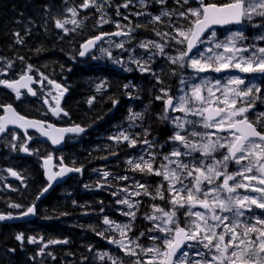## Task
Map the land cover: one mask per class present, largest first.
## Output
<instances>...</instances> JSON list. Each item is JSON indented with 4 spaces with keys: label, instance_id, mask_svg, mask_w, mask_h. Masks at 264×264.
Masks as SVG:
<instances>
[{
    "label": "snow or ice",
    "instance_id": "obj_1",
    "mask_svg": "<svg viewBox=\"0 0 264 264\" xmlns=\"http://www.w3.org/2000/svg\"><path fill=\"white\" fill-rule=\"evenodd\" d=\"M108 0H102L101 3L97 4L96 0H84L81 5L83 8H87L91 5L95 6L98 11L102 9ZM130 0H126L123 5L117 7V15H119V7H128ZM144 0H141L143 3ZM157 3L165 4L166 0H156ZM179 3V0H177ZM189 0H183L184 4H188ZM73 17L76 16L77 10L75 8L69 9ZM162 15L171 17L174 13L163 12ZM178 15L186 20L189 17L194 19L189 20L188 28H176V36H171L170 33H157L164 39V44L149 41L142 43L140 46L148 48L149 45L154 47L159 54L164 55V48L167 44V39L170 37L175 41L176 44H185L186 48L179 53L177 57H169V60L173 64H179L180 67H185V58H187V66L193 68L197 73L213 71L221 72L229 68L238 69L240 72H259L264 75V47H255L238 45V41L246 39L241 32H233L226 37L224 41H219L216 38L215 32H210L206 38L207 43L210 45L207 49L208 52L212 53L211 56L201 54L199 58L189 56L193 48L196 47L197 43L205 42L201 38L205 32L208 31L213 25H227V24H241L244 21L251 22L254 17L261 18L264 21V0H231V2L224 5L216 4H204L203 0H200L199 8H188L186 11L179 12ZM127 19V17H124ZM103 23L108 21L103 20ZM155 22L161 21V16L157 15L152 17ZM73 24L76 27L80 26V23L76 19L71 20H60L55 21V27L62 29L65 34L69 31H75V28L68 29L65 27L67 24ZM118 28L119 24L116 25ZM253 27L261 28V33L256 37L257 40H264V23L253 24ZM140 27V25H137ZM129 32H115L110 35L115 36H127ZM19 37V33L16 34ZM109 35V34H102ZM177 37H180L179 39ZM102 36H97L93 39L88 40L82 45L84 50L79 52L80 56H84L88 51L89 46L95 44L97 40H100ZM17 43H23V38H18ZM120 48H124V44L120 43L117 45ZM250 48L254 49L251 51L249 56H244L243 53L249 52ZM215 49H223V53L215 52ZM230 54V55H225ZM109 55H111L109 53ZM117 63L119 61H116ZM139 64L142 72L148 71L144 64ZM11 65H9L10 67ZM31 66H28V71H31ZM47 79V77H43ZM28 82L33 81L32 76L22 75L21 80L13 83L7 81H0V84H5L7 87L12 88L16 91L19 96V88L27 87ZM49 84H54L52 80H48ZM181 83H185L181 81ZM245 84V80L239 76H229L227 82L221 85V82L217 80L213 84L209 80H204L202 83L194 84L191 86V95H182L179 97L178 102L174 103L172 97H168L165 101L166 108H171L176 112H183L185 116H198L201 118L200 121L183 120L180 118H173V122L176 127L181 131L185 130V124H202L204 129L215 128L220 132H227L231 138L218 137L213 140L211 134L204 132L200 133L195 130L182 135L181 132H176L172 139L179 142L180 145L186 151L180 149H174L170 154L164 156V160L167 163H162L158 168H154L155 153L150 154L149 159H144L143 156L139 160H129L128 164L132 170H139L141 173L145 171L148 174L155 176H162L164 181H167V188L165 189L169 193L168 202L173 205L171 210H165L158 205H152L154 213H160V215H146L145 219L159 223H153L152 230H158L163 233V237H149L152 240L162 239L163 249L157 246L142 248L139 244L136 247L141 248V252L144 255L148 253H154V255L147 261H142L137 258L133 264H173L172 257L176 256L177 250L181 248L187 241H195L196 244L202 245L204 249H207V253L198 251L196 254L200 257L199 260H194L191 264H264V218L259 216H253L250 219L255 220V223H247L241 220L240 217L244 216V210H251V205L264 209V196L254 197L249 195H240L236 190L239 188H251L253 192L264 193V187L258 185H264V133L257 131L256 127L253 126L252 122L249 121L245 115L249 108L255 103L254 92L260 90L255 86L251 85L247 88H241V85ZM57 89H60L59 84H55ZM127 87V85H125ZM103 88V84L97 85V92H100ZM206 89L208 96L205 97L202 91ZM222 89V97L216 96V91ZM29 92H32L31 88H28ZM161 91H164L163 89ZM35 95L34 92H32ZM62 95V93H61ZM165 95L167 93L165 92ZM246 99L244 102L247 106L237 107V100ZM156 99H162V97H156ZM47 103V100L45 101ZM92 101L89 100V104ZM222 105V106H221ZM5 111L11 113L8 118L0 119V133L6 131L8 124H15L21 128H34L42 136L47 137L52 141L53 144H58L62 138L60 135L50 134V131H46L44 123L36 120H26L25 117L18 115L11 108V106H5ZM53 114L57 115L62 109L59 107L57 102L56 107L52 109ZM64 115H67L65 112ZM141 114L136 113L134 117L140 118ZM162 119L167 120L168 116L164 115ZM47 128L53 133H82L85 131L84 128L76 125L71 128L54 129L52 125H48ZM147 134V133H146ZM14 136V134H13ZM189 137H199V142L191 140ZM15 138V136H14ZM110 139H116L120 141H128L130 147H134L137 144L135 139H130L128 135L123 132L116 137H110ZM144 144L152 148L151 142L147 139L143 141ZM15 147V146H13ZM219 149H226V154L222 155L220 159H216L213 153ZM23 151H29L28 148L23 147ZM193 152H199L204 157H212L211 162L205 164L201 161L199 164H189L180 160L181 157H190ZM176 159H172V158ZM49 156L45 160V165L51 160ZM247 160V164H241L242 161ZM230 161H234L240 168L234 173H228L227 167ZM175 165L171 167L170 165ZM79 172V168H65L62 167L59 173H49L48 180L53 181L58 176H62L66 172ZM258 173V175H246L247 173ZM11 175L19 176L16 172H11ZM109 173L105 172L104 176L107 177ZM239 176L242 180H236ZM223 177L222 182L215 184V181H219ZM191 178L188 184L184 183L185 179ZM119 179L127 180L128 177H119ZM243 180L257 181V185L245 184ZM233 181V183H230ZM207 184L209 187H204ZM177 185H179L177 187ZM48 187H51L49 183ZM134 188L144 189V192L139 191L129 192L128 188H123L128 195L117 201L119 204L127 205L129 211L122 212V215L135 218L136 212L133 211L135 204L130 201L128 196H139L141 194L148 195L152 199L159 198L165 199L164 185H160L156 188L155 194L148 191V186L143 183L137 182ZM48 188H45L46 192ZM118 193H113L117 195ZM247 202V203H246ZM12 207H20V205H11ZM204 209V212L193 211L194 208ZM179 209H185L184 216L192 217L194 219L188 220L185 226H181L177 219V212ZM219 210V211H217ZM232 213L231 223L227 224L225 221L229 220L226 215L220 213ZM35 213V207H29L22 214L28 216L29 214ZM11 215L5 216L0 214V220L11 219ZM103 223L105 225H112L114 222L110 221L107 217H104ZM223 225V231L217 232V229ZM130 225L125 224L123 226L115 225V230H118L121 236H126L125 229L130 230ZM243 227L242 233L237 232L236 229ZM228 234L229 238L226 241L225 235ZM255 234L253 238L252 235ZM100 235H103L100 233ZM144 235L141 233V236ZM17 240L23 241V236L18 235ZM215 241V242H214ZM29 243H35V238H29ZM109 242L118 243L122 250L126 251L127 255L136 256L135 249L129 247L134 241L129 240L128 244H125L123 240ZM49 243L59 244L68 243L67 240H53ZM47 247V245H45ZM231 249V250H230ZM182 257L179 264H185L187 253H182ZM210 257V258H208ZM103 258V257H101ZM113 264H117L114 260Z\"/></svg>",
    "mask_w": 264,
    "mask_h": 264
},
{
    "label": "trees",
    "instance_id": "obj_2",
    "mask_svg": "<svg viewBox=\"0 0 264 264\" xmlns=\"http://www.w3.org/2000/svg\"><path fill=\"white\" fill-rule=\"evenodd\" d=\"M108 1L109 4L115 3L114 0ZM208 1L223 5L231 0ZM98 2L99 0H96L97 4ZM66 3L77 7L81 6L84 0H0V54L6 58H12L18 56L19 52H21L20 56H24L22 58L26 59L25 61L27 62L28 60L36 59L38 69L53 68L55 74L69 72L72 78L69 80L71 93L67 98V107L70 104L69 112L72 114L73 120L79 124L92 127L94 131H103L105 126L111 122L113 116L110 113L114 107L117 108L116 113L119 110L124 111L127 108L128 103L124 99L132 94L131 90L133 86L127 88L125 85L135 82V87L137 85L140 86L136 94L143 99L141 92L143 93L144 89H140L147 82L148 76L136 71L135 65H138L136 61L142 64L146 57L150 56L152 65L156 64V62L161 64L157 60L160 57L154 47L149 45L148 48H144L140 45L149 41H161L164 43V39H161V36L157 35V33L166 32L170 33L171 36H176V28H188L190 26L189 20L194 18L189 17V20H186L180 17L178 13L186 11L187 8H194L195 3L192 1L188 4H184L183 2L174 4L167 1L165 4L158 5L156 0H145L146 7H143V10H148L152 15L157 14L161 9H166L167 12L174 13L171 17L161 15L160 22H155L152 19H142V17L136 18L133 15L127 16L125 14L124 17L134 19L132 23H129L131 26V34L128 40L130 42L128 47H133L135 51L134 53L131 52L133 62L129 65L130 69L126 74L117 73L109 68L108 70H106L107 68L86 70L81 65L79 66L80 61L77 57L79 44L84 41L83 36L87 33L86 31L83 34L81 32L73 34L70 38H60L59 36H55V34L52 35L53 32L50 28L53 25L50 23V18L46 16V10L48 7L53 8L54 14L56 15ZM35 10L38 11L36 14V19L38 20L36 21L39 26L37 29L38 32H36L37 34H33L30 28L28 32L22 29L23 33L19 32V37H17L12 32L15 21L21 20L23 16L26 22V18H31L30 16L34 15L32 12ZM133 10L137 12L139 7L136 6ZM44 19H47L49 24L44 22ZM137 25H140V27H137ZM18 38H23V43H17ZM177 38L179 39L180 37ZM165 39H167L165 50L168 54L179 55L185 49V44H176L170 37ZM128 47L126 49H129ZM74 57L77 60L76 64L72 62ZM179 68L178 64H171L169 60H165L161 64L162 76L159 75L158 77L160 81L158 82L155 77L152 78L149 83V92L152 94L153 91L158 92L157 88L159 87L169 90L171 85L174 84L173 86H175L178 78L186 74L185 68H181L180 70ZM95 76H100L99 78H104L108 81L107 90L102 97H96L94 102L89 104L88 100L93 98V95H91L92 92L87 86L90 85L89 81L94 79ZM258 96L257 103L259 106H263L264 86ZM258 110L261 111V108H258ZM261 116L264 118V114ZM253 121L254 123L256 122L255 119ZM260 125L264 132V122H261ZM152 131H157L155 126ZM167 134V130H158L157 132L158 137L159 135L164 136L162 139H166ZM94 137L95 134L91 131L89 139H84L82 145L77 147V149H70L71 151L68 153L75 155L78 162L77 165L86 168L85 180L70 181L66 185V190L63 193L55 190L42 201L46 213L45 217L51 221L39 226L37 234L48 236L52 240L68 239L67 246L59 247L55 252L53 260L46 261L45 263L38 260V255H36L38 250L24 248V253H1L0 264H83L81 262L82 255L89 250L99 249L108 250L111 253L114 252V249L106 242V240H111L112 234L110 232H101L103 235H99L97 230L98 223H100V220H97V215L99 214L102 217L112 215L111 210L114 203L110 198V191H107V193L104 190L90 192L85 187V185L94 184L90 183L91 175L88 173V169L98 166L103 167L104 162L102 160L112 154V148L106 150L107 154L104 155V152H102V149L98 145H93ZM101 154H103V157ZM90 165L94 167H90ZM126 165V163H109L108 165H104L103 168H106L111 175L108 179L110 180L109 182H113V180L119 179V177L127 176L128 167ZM38 175L39 171L36 172L35 186H40L42 182L41 176ZM151 181V185L153 186V177ZM113 187L114 185H110V188ZM162 190H164V195L166 196L167 191L165 189ZM34 197V195L24 196L28 202H32ZM88 214H92V217ZM5 232L6 237H8V231ZM32 234L27 233L29 236H32ZM102 237L104 240H102ZM130 240L134 241L130 248L135 249L137 255L133 256L114 252L116 255L113 256L116 257L117 264H133L137 258H140L141 248L136 247V244H139L141 247L147 244L146 238L138 232L132 233ZM8 248L15 249L14 243L8 241ZM94 264L109 263L96 262Z\"/></svg>",
    "mask_w": 264,
    "mask_h": 264
},
{
    "label": "rangeland",
    "instance_id": "obj_3",
    "mask_svg": "<svg viewBox=\"0 0 264 264\" xmlns=\"http://www.w3.org/2000/svg\"><path fill=\"white\" fill-rule=\"evenodd\" d=\"M70 9H72V8H70ZM79 9H80L81 11L85 10V8H83V7H79ZM66 13H67L68 16H69L68 19H67V17H66ZM62 16H63V19H62V20H65V19H67V20H71V19H73V18L76 19V20H79V13H77L76 16L73 17V15H72V13L69 11V9H65V10H63V11L61 12V16H60V18H61ZM60 20H61V19H60ZM253 20H254V21H256V20H261V18H259V17H254ZM261 21H262V20H261ZM84 24H85V20H83V22L80 23V26H79V27H76L75 25H72L71 27H74V28H75V31H72V32H77L78 29H79L80 27L83 28L82 26H83ZM69 25H71V23H69ZM65 27H67V26H65ZM68 29H69V28H68ZM71 29H73V28H70V30H71ZM72 32L69 31L67 34L72 33ZM239 32H241V31H239ZM63 33H64V32H63ZM216 38H217V40L222 41V40H220L217 36H216ZM257 42H264V40H256V43H257ZM237 43H238V45H243V43H242L241 40L238 41ZM251 45H255V47H257V48H258V47H264V44H257V45H256V44H250V45H248V46H251ZM209 46H210V45H209L207 42L204 43V44H203V47H202V51L200 52V55H201V54H204V55H207V56H211L212 53H210V52L207 51V49H208ZM243 46H245V45H243ZM114 47H115V45H114V44L112 45V44H110V43H107V44H105L104 46L102 45V47L99 49V51L96 53V55H95V57H94V58H96V57H97V58L94 59V60L99 62V61H102V60L105 59V58H109V57H111V55H109V53H110V51H111ZM252 50H254V49L250 48V51H249V52H245V53H243V55L246 56V57L249 56ZM214 51H215V52H219V53H223V49H215ZM200 55H199V56L197 55L195 58H199ZM225 55H230V54H225ZM190 69H191V71H192L193 73H192L191 76H190V75H189V76H186L184 79L181 80V81H184L185 83H181V84H182V85H181V90H180V92H179L178 99H177V101H175V103L178 102L179 97L182 96V95H188V96H190V95H191V86L194 85V84L202 83L205 79H206V80H209V81H211L213 84H215V82H216L218 79H216L215 81L212 80V78L209 76L210 74H212V75H223V77H226L225 80H224V79L219 80V81L221 82V85H223V84H225V83L227 82V78H228L229 76H239V77L243 78V79L245 80V84H244V85H241V86H240L241 88H247V87H250L251 85L254 84V81H253L252 79L247 78V77L249 76V75L247 76V74H252L253 72H240L238 69L229 68V69L224 70V71H221V72H219V73H217V72H213V71H211V70L206 71V72L197 73L193 68L190 67ZM213 73H216V74H213ZM256 73H257V72H256ZM258 73H259V72H258ZM254 74H255V73H254ZM225 75H226V76H225ZM97 84H98V83H97ZM99 84H103V88L101 89V91H103V89H104V82H100ZM95 88H97V85H96V84H95ZM43 90H44V91H43L44 93H47V92H50V93H51L52 98H51L50 100H52V99H58V100H60V99H61V96H64V94H62V95H57V94H55L54 92L48 90L47 88H44ZM202 94H203L205 97H207V96H208L207 90L204 89V90L202 91ZM215 94H216L217 97H222V89H221L220 91H216ZM246 99H249V98L238 99V100H237V107L245 106V105H244V104H245L244 101H245ZM221 106H222V105H221ZM181 113H182V115L184 116V119H183V120H185V119H186V120H190L191 115L185 116V114H184L183 112H181ZM192 117L197 118V121H200V120H201V118L198 117V116H192ZM197 126H202V124H197ZM178 131L181 132V134H182V132H183V131H181L180 129H178ZM176 132H177V131L175 130V133H176ZM204 132H207V133L211 134L213 140L217 139L218 137H223V136H219V135L216 133V129H215V128L204 129V130H203V133H204ZM226 137H228L229 139L231 138V136H228V135H227ZM195 138L198 139V140H194V141H198V142H199V137H195ZM176 149H180L181 151H186V149H184V148L182 147V145H180L179 142H177ZM225 151H227V150H226V149H219L217 152L213 153V156H214L216 159H220V158L222 157V155L225 154ZM198 154L201 155V153H199V152H193L192 155H191V156H192L191 158L195 157V156L198 155ZM187 157H188V156H187ZM209 158H210V161H209V163H210L212 157H209ZM172 159H176V158L173 157ZM166 163H167V161H166ZM247 163H248L247 160L241 162V164H247ZM170 166L173 167V168L175 167L174 164H173V165H170ZM23 168H24L27 172H29L28 168H26V167H24V166H23ZM239 168H240V165H237L234 161H230V162L228 163L227 172H228V173H234V172H236ZM254 174H255V175H258V173H256L255 171H254L253 173H247L246 175H254ZM222 179H223V177H221V179H220L219 181H215L214 184H213V186H215V184H218V183L222 182ZM190 180H191V178L185 179L184 183H185V184H188ZM236 180H242V178L239 177V176H237V177H236ZM230 183H233V181H230ZM243 183H245V184L257 185V181H255V180H252V181L243 180ZM178 186H179V185H177V187H178ZM258 186H259V187H264V185H258ZM204 187H209V186H208L207 184H205ZM236 191H237L240 195H242V196H243V195H249V196H254V197H261V196H264V193L253 192V191L251 190V188H247V189H245V188H239V189H237ZM123 198H124V197H123ZM123 198H122V199H123ZM246 203H247V202H246ZM121 205L123 206L124 204H121ZM125 206L127 207V205H125ZM172 208H173V205L170 204V208H169V210H171ZM123 209H125L124 206H123ZM251 210H257V211H258V212H256V213H257V216H259V217H261V218H264V216H261V215H264V209L258 208V207H256V205H251ZM193 211H201V212H204L205 210H204V209H201V208H199V207H197V208H194ZM217 211H219V210H217ZM248 211H249V210L245 209V210H244V213L246 214V212H248ZM184 212H185V209H179L178 212H177V219H178V221H179V223H180V225H181L182 227L185 226L186 221L191 220V219H194V218H192V217H185V216H184ZM152 214L160 215V213H151V215H152ZM220 214H221V215H226V216L229 217V220H228V221H225V223H227V224H230V223H231V218H232V215H233L232 213L226 212V213H220ZM245 214H244V215H245ZM242 217H243V216H242ZM242 217H240L241 220H242ZM129 220H130V218H129ZM127 221H128V220H126V222H127ZM113 222H114V223H113L111 226H109L107 229H110L112 232H117V233L120 234V232H119L118 230H115V225L119 224V225L123 226V225H125V224H124V223L121 224L120 221H119L118 219L115 220V221H113ZM151 222H152V225H153V223H159V221H156V222L151 221ZM126 224H129V225L131 226V221H129V222L126 223ZM130 229H131V227H130ZM125 230L128 231L129 229H125ZM221 231H223V225H221V227L217 229V232H221ZM236 231L239 232V230H237V229H236ZM130 232H132V231H130ZM240 233H241V232H240ZM163 235H164V234H163V233H160L158 230H153L152 237H161V238H162ZM228 238H229V236H228V234H226V235H225V240L227 241ZM121 240H123V242H124L125 244H128V242L125 241L124 238L118 239V240H116V241H121ZM214 242H215V241H214ZM110 245L113 246L114 248H115V247H120L118 243H112V242H111ZM153 246H157V247H160V248L163 249L162 239H159V240H152V239H151V241H150V243L148 244V246H144L143 248H148V247H153ZM51 247H53V245H52ZM230 250H231V249H230ZM198 251L207 253V249H204L202 245L196 244L195 241H187V242L184 244L182 250L177 254L176 258L174 259V263H173V264H179L180 259L183 258V257H182V253H187V258L185 259V264H191L192 261H194V260H199L200 257L196 254ZM153 255H154V253H148L147 255H144L143 253H141V260H142V261H147V260H149ZM101 257H103V258H101ZM208 258H210V257H208ZM82 261H83V262L85 261V264H88V263H89V264H94L95 262H102V263H103V262H107V261L111 262V261H113V259L109 256L108 253H100V252H98V253H86V254L83 256ZM154 264H155V262H154Z\"/></svg>",
    "mask_w": 264,
    "mask_h": 264
},
{
    "label": "water",
    "instance_id": "obj_4",
    "mask_svg": "<svg viewBox=\"0 0 264 264\" xmlns=\"http://www.w3.org/2000/svg\"><path fill=\"white\" fill-rule=\"evenodd\" d=\"M199 2H200V0H198ZM231 25H237V24H227V25H213L211 28H209L208 29V31L210 30V29H212V28H214V27H216V26H218V27H226V26H231ZM207 31V32H208ZM207 32H205V34L207 33ZM204 34V35H205ZM100 40H97L96 42H95V44H94V46L96 45V44H98V42H99ZM94 46L93 45H90L89 46V49H88V51H86V54L85 55H87L88 53H90L92 50H93V48H94ZM82 50H84L83 48H82ZM193 50H194V48H193ZM192 50V51H193ZM84 55V56H85ZM11 116V113H9V112H6V116L4 117V118H8V117H10ZM13 126H17V125H15V124H8L7 125V128H9V127H13ZM19 127V126H18ZM28 130H34V128H27ZM50 134H54V135H57L56 133H53V132H51L50 131ZM71 134H74V133H71ZM44 140H47V137H45L44 138ZM56 147H58V148H60V144L58 143V144H54ZM43 167H44V172H45V180H46V182H48V183H51V187H48V190L45 192V194L46 193H48V192H50L55 186H57V185H59V184H61V183H64V182H66V180L72 175V174H75V173H77L76 171H73V172H66V173H64L62 176H58L55 180H53V181H49L48 180V174L49 173H54V170H53V163L51 162V161H49V163L47 164V165H45V161L43 162ZM61 170V169H60ZM60 170H59V172H60ZM58 172V173H59ZM26 216H23L22 217V219L23 218H25ZM179 250V249H178ZM177 250V251H178ZM173 258L174 257H172V260H173Z\"/></svg>",
    "mask_w": 264,
    "mask_h": 264
},
{
    "label": "flooded vegetation",
    "instance_id": "obj_5",
    "mask_svg": "<svg viewBox=\"0 0 264 264\" xmlns=\"http://www.w3.org/2000/svg\"><path fill=\"white\" fill-rule=\"evenodd\" d=\"M47 81L45 80V82L44 83H46ZM45 85V84H44ZM14 95V94H13ZM14 96H16V95H14ZM20 97H22V95H20ZM2 101H5V98H3L2 99ZM1 100H0V107H2L3 105L2 104H4L3 102H2ZM44 104V106L46 107V109H49V104L48 103H43ZM2 105V106H1ZM163 107H162V104L161 103H156L155 104V107H154V109L155 110H157V111H161V109H162ZM12 135L10 134V135H8V137L5 139L4 138V140H8V139H12ZM15 139H17V137H15ZM3 140V141H4ZM37 140V139H36ZM2 141V143L0 144V155H4L5 154V152H6V148H5V146L3 145L4 144V142ZM32 143H33V141H31ZM12 146V145H11ZM11 150L12 151H14V152H16L17 153V151H19V152H21V149H19L18 147H15L14 149H12L11 148ZM15 159H18V160H20L21 161V159H22V155H21V153H18V154H16L15 155ZM14 171H16V170H14ZM17 172V171H16ZM8 190H11V187L9 186V187H6ZM3 203H1L0 202V211H3V212H0V213H3V214H10L11 216H16V215H19V214H21V213H16V212H14L12 209H6V208H4L3 206ZM14 229L15 230H19V229H21V227L18 225V226H14ZM4 231H5V229H3ZM9 230L11 231L12 230V228H10L9 227ZM9 237H10V235H9ZM11 239V238H10ZM4 252H7V253H12V251H11V248L10 249H5L4 250ZM15 253H21V241L19 242V246L16 244V250H15Z\"/></svg>",
    "mask_w": 264,
    "mask_h": 264
},
{
    "label": "bare ground",
    "instance_id": "obj_6",
    "mask_svg": "<svg viewBox=\"0 0 264 264\" xmlns=\"http://www.w3.org/2000/svg\"><path fill=\"white\" fill-rule=\"evenodd\" d=\"M15 5V4H14ZM57 8H59V7H57ZM56 10V9H55ZM32 14V13H31ZM17 17V16H16ZM169 17V16H168ZM18 18V17H17ZM38 21V20H37ZM37 21H35V23L38 25V22ZM26 23V22H25ZM10 42V41H9ZM53 69V68H52ZM92 95V94H91ZM80 103H82V102H80ZM86 112V111H85ZM88 112H90V111H88ZM87 112V113H88ZM84 119V118H83ZM92 120V119H91ZM105 125V124H104ZM88 151V150H87ZM87 164V163H86ZM115 178V177H114ZM91 192V191H90ZM102 196V195H101ZM67 200V199H66ZM67 202V201H66ZM91 205V204H90ZM89 206V205H88ZM62 208V207H61ZM63 232V231H62ZM64 237V236H63ZM58 254V253H57ZM12 256V255H11ZM28 256V255H27ZM60 263V262H59ZM64 263V262H63Z\"/></svg>",
    "mask_w": 264,
    "mask_h": 264
}]
</instances>
